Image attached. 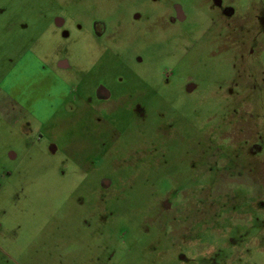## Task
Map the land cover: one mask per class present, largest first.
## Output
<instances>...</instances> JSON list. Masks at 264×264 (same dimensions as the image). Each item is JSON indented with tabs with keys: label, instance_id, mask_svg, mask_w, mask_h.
Segmentation results:
<instances>
[{
	"label": "rangeland",
	"instance_id": "obj_1",
	"mask_svg": "<svg viewBox=\"0 0 264 264\" xmlns=\"http://www.w3.org/2000/svg\"><path fill=\"white\" fill-rule=\"evenodd\" d=\"M0 264H264V0H0Z\"/></svg>",
	"mask_w": 264,
	"mask_h": 264
},
{
	"label": "flooded vegetation",
	"instance_id": "obj_2",
	"mask_svg": "<svg viewBox=\"0 0 264 264\" xmlns=\"http://www.w3.org/2000/svg\"><path fill=\"white\" fill-rule=\"evenodd\" d=\"M62 64H64V63H61V65ZM100 92H99V95H101L102 97H107L108 95V93L106 94V91H105V89L104 88H100V90H99ZM103 92V93H102Z\"/></svg>",
	"mask_w": 264,
	"mask_h": 264
}]
</instances>
